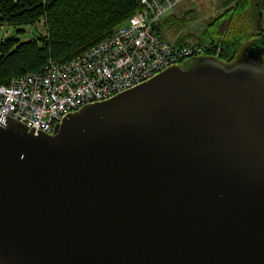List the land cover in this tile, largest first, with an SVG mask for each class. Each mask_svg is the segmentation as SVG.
<instances>
[{
  "label": "water",
  "instance_id": "1",
  "mask_svg": "<svg viewBox=\"0 0 264 264\" xmlns=\"http://www.w3.org/2000/svg\"><path fill=\"white\" fill-rule=\"evenodd\" d=\"M0 124V264H264V47Z\"/></svg>",
  "mask_w": 264,
  "mask_h": 264
},
{
  "label": "trees",
  "instance_id": "2",
  "mask_svg": "<svg viewBox=\"0 0 264 264\" xmlns=\"http://www.w3.org/2000/svg\"><path fill=\"white\" fill-rule=\"evenodd\" d=\"M141 9V0H0V25L21 27L43 22L47 34L0 43V85L41 72L49 63H65L105 41ZM176 9V8H175ZM165 17L156 30L163 38L205 49L202 57L225 64L241 60L246 48L264 47V0H226L221 12L199 30L189 27L194 10ZM190 60V59H189Z\"/></svg>",
  "mask_w": 264,
  "mask_h": 264
},
{
  "label": "built area",
  "instance_id": "3",
  "mask_svg": "<svg viewBox=\"0 0 264 264\" xmlns=\"http://www.w3.org/2000/svg\"><path fill=\"white\" fill-rule=\"evenodd\" d=\"M183 0H141L139 9L111 37L64 64L0 85V124L19 120L36 133H53L70 113L148 81L173 65L204 55L156 30Z\"/></svg>",
  "mask_w": 264,
  "mask_h": 264
},
{
  "label": "rangeland",
  "instance_id": "4",
  "mask_svg": "<svg viewBox=\"0 0 264 264\" xmlns=\"http://www.w3.org/2000/svg\"><path fill=\"white\" fill-rule=\"evenodd\" d=\"M225 1L226 0H183L175 10L176 12L194 10L197 19L189 22V27L196 25L194 28L199 30L200 26L204 27L206 23L210 21L211 17L217 16L221 12V7ZM172 12L170 14H172ZM46 34L47 29L43 22L21 27L0 25V43L13 37L19 39L21 42L36 40Z\"/></svg>",
  "mask_w": 264,
  "mask_h": 264
},
{
  "label": "flooded vegetation",
  "instance_id": "5",
  "mask_svg": "<svg viewBox=\"0 0 264 264\" xmlns=\"http://www.w3.org/2000/svg\"><path fill=\"white\" fill-rule=\"evenodd\" d=\"M198 60H196V58H192L188 61H185L182 65L186 66V67H190L192 65H194Z\"/></svg>",
  "mask_w": 264,
  "mask_h": 264
},
{
  "label": "bare ground",
  "instance_id": "6",
  "mask_svg": "<svg viewBox=\"0 0 264 264\" xmlns=\"http://www.w3.org/2000/svg\"><path fill=\"white\" fill-rule=\"evenodd\" d=\"M54 62V61H53ZM55 63H57V62H55ZM65 63H67V62H65ZM59 64H64V63H59Z\"/></svg>",
  "mask_w": 264,
  "mask_h": 264
},
{
  "label": "crops",
  "instance_id": "7",
  "mask_svg": "<svg viewBox=\"0 0 264 264\" xmlns=\"http://www.w3.org/2000/svg\"><path fill=\"white\" fill-rule=\"evenodd\" d=\"M180 4H181V3H180ZM180 4H179V5H180ZM173 11H174V10H173Z\"/></svg>",
  "mask_w": 264,
  "mask_h": 264
}]
</instances>
